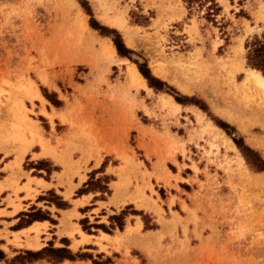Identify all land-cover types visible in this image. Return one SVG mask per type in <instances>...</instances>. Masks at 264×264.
I'll list each match as a JSON object with an SVG mask.
<instances>
[{
    "label": "rangeland",
    "instance_id": "rangeland-1",
    "mask_svg": "<svg viewBox=\"0 0 264 264\" xmlns=\"http://www.w3.org/2000/svg\"><path fill=\"white\" fill-rule=\"evenodd\" d=\"M85 1L97 24L116 30L134 51L131 59L146 61L151 73L179 95L158 93L147 85L131 87L128 62L136 65L104 52L103 43L113 44L112 39L90 27L79 0H0V131L21 138L31 122L28 116L50 131L38 113L36 99L43 100L58 108V148L65 153L78 145L74 153L79 154L95 146L91 132L97 123L124 120L126 150L118 159L107 157L101 170L120 162L131 174L128 185L136 194L157 199L130 200L120 212L128 213L125 223L132 211L142 213L137 215L142 230L134 233L138 226L128 227L132 232L114 238L108 248L76 250L63 238L58 247L50 241L43 248L67 247L101 264H264V176H255L221 128L227 124L230 133L264 159V93L243 84L250 73L245 42L263 31L264 20L259 22L258 16L264 6L255 22L251 17L260 0H215L222 9L215 23L199 4L189 14L182 0ZM113 20L123 27L111 24ZM127 33L134 48L126 42ZM150 65H157L163 76ZM165 95L171 106L164 104ZM190 100L204 104L207 113ZM159 164L175 174L168 175L174 186L155 175ZM35 167L52 169L49 162ZM139 168L141 185L135 179ZM110 179H94L91 173L82 191L105 197ZM171 192L182 198L195 195L196 200H176L170 209ZM120 212H108L103 225L113 227L109 217ZM144 221L154 229L145 230ZM77 232L83 241V233ZM2 246L6 259L0 264H21L11 261L25 251L43 249L18 253ZM43 257L22 264H92L86 257L59 263L53 254Z\"/></svg>",
    "mask_w": 264,
    "mask_h": 264
},
{
    "label": "crops",
    "instance_id": "crops-1",
    "mask_svg": "<svg viewBox=\"0 0 264 264\" xmlns=\"http://www.w3.org/2000/svg\"><path fill=\"white\" fill-rule=\"evenodd\" d=\"M263 6L264 0L256 2L251 15L253 22ZM36 101L39 103L38 113L47 119L52 132L46 131L38 121L28 115L31 122L28 129L22 130L21 138L15 134L11 137L9 132L4 135V132L0 131V250L4 252L2 245L6 244L18 249V253L20 250L36 251L48 245L50 241L54 242V247H58V239L63 238L69 240V248L79 250L92 246L101 251L99 246L108 248L110 243L115 241L114 238L127 235L125 230L129 229L128 227L138 226L133 232H140L143 226L137 215H129L123 230L116 229L112 234L94 227L91 228L92 232L88 233L79 224L80 219H87L89 225L108 223V212H120L124 206L131 203L130 200H157L155 196L147 193L145 198L141 193L136 194L135 188L128 185V177L131 180L132 176L127 175L120 162L107 163L101 170L107 157L118 159L121 151L126 150V133L121 130L124 120L111 118L109 123H97L98 126L91 132L97 138L94 147L82 148V152L76 154L74 151H78V145L76 149L72 146L71 150L67 149L64 153L58 148V108L43 100ZM116 114L119 115L120 112ZM181 155L180 152L176 156ZM26 162L32 166L24 168ZM42 162H49L52 169L47 172L35 167ZM181 169L178 168V174ZM139 172L135 179L138 185H141L142 168H139ZM91 173H94V179L101 176L111 177L107 184L109 193H106L105 197L95 191L78 193L87 188ZM154 173H160L166 182L169 179L170 185L174 186L168 175L175 177V174L167 166L162 167L159 164ZM255 176L263 177L264 172L255 173ZM58 197L68 203V207L58 208L57 203L52 201L58 200ZM167 200H173L169 205L172 209L176 200L196 198L195 195L182 198L171 192ZM179 205L182 208V204ZM172 212L179 215L176 211ZM32 215L35 217H30ZM78 229L83 233V241L77 232ZM75 243L76 247L73 248Z\"/></svg>",
    "mask_w": 264,
    "mask_h": 264
},
{
    "label": "trees",
    "instance_id": "trees-1",
    "mask_svg": "<svg viewBox=\"0 0 264 264\" xmlns=\"http://www.w3.org/2000/svg\"><path fill=\"white\" fill-rule=\"evenodd\" d=\"M79 2L82 8L86 11L88 16L90 17V22H89L90 27L93 30L98 31L100 35L104 37H110L112 39L113 45L119 57L126 58L130 61H133L131 59V55L135 53L134 51L128 49L125 46L121 35L116 30H112V29L98 25L91 11L88 8L87 2L85 0H79ZM182 2L185 5L189 14H191L192 8L197 4H199V6L201 7H204L206 11V17L212 23H215L214 21L216 19V16H218L222 10L215 0H182ZM244 48H245L246 66L252 70L259 71L264 76V26H263V31L260 35H255L252 38H249L248 40H246ZM133 62L136 65L137 70L140 73V75L146 80L147 86L149 88L153 89L154 91L158 93L160 92V93H167L170 95H179L178 92H176L171 86H168L165 82L156 78L151 73L146 61H143L142 63H139L136 61H133ZM189 104L195 105L199 109H201L203 112L207 113L206 106H204V104H202L201 102H198V101L196 102V100L194 101L190 100ZM59 106H60V103L58 102V107ZM221 128L226 132L227 136H229L231 140L234 142V144L236 145L240 154L244 157L250 169L255 173L264 172V159H262L253 148L247 145L243 139H239L233 133H230L228 131L229 126L227 124H222ZM81 191L82 190L78 191V193ZM105 193H108L107 188H106ZM59 199L60 198H58V202H56L58 205V208L68 207V203L62 200H59ZM127 214L128 213H126V211H122L118 215L109 217V219L113 223V227L111 228H106L103 224L89 225L87 219L80 220L79 224L82 226V229L84 231H87L89 233H90L91 228L94 227L96 229H102L106 233L112 234V231L116 229L120 231L123 230L124 225H125L124 219ZM131 214L143 215L142 213L138 211H132ZM30 217L34 218L35 216L32 215ZM144 223H145V230L154 229L153 226L149 227L145 221ZM48 254H53L56 257H58V263L64 260L74 261L76 258H84V257L90 259L92 264L102 263L96 259H93L92 257L86 254H80V253L73 254L69 249H67V247L53 248L52 245H50V247H45L37 252L25 251L23 255L21 254L17 255L11 262L21 261V264H22L23 261H27L29 263L31 261L41 260L44 258L43 256H47ZM4 259H6V256L4 252L0 250V261H3ZM107 262H109V259H107Z\"/></svg>",
    "mask_w": 264,
    "mask_h": 264
},
{
    "label": "bare ground",
    "instance_id": "bare-ground-1",
    "mask_svg": "<svg viewBox=\"0 0 264 264\" xmlns=\"http://www.w3.org/2000/svg\"><path fill=\"white\" fill-rule=\"evenodd\" d=\"M259 20H264V9L260 12L259 16H258ZM113 25H117L119 27H123V23L120 20H113L112 22H110ZM134 35V34H133ZM126 42L127 44L131 47L134 48L135 47V43H134V39L133 36L131 35V33H127L126 34ZM103 50L107 55H117L116 54V50L113 46V44L111 43L110 40H107L103 43ZM113 57V56H112ZM123 62H128L127 60H121ZM156 63V62H155ZM129 78H130V84L131 87H142V86H146L145 85V79L140 75V73L138 72L136 66H134L132 63H129ZM127 66V65H126ZM151 66V65H150ZM151 68L153 69L154 73L158 76H163L162 70L157 66V65H152ZM249 70V74L247 75V77L245 78V80L243 81V84L246 85H251L254 88L258 89L259 91H262L264 93V76L256 70H252V69H248ZM129 80V79H128ZM172 80V79H169ZM168 81V80H167ZM129 83V82H128ZM246 89V88H245ZM151 90V89H150ZM255 90V89H254ZM253 90V91H254ZM260 95V94H259ZM264 95V94H263ZM164 104L165 105H169L171 106V97L169 96H164ZM180 109V108H179ZM64 120V119H63ZM237 151V150H236ZM243 161V159H240ZM131 232V228L127 229L125 233H130Z\"/></svg>",
    "mask_w": 264,
    "mask_h": 264
}]
</instances>
